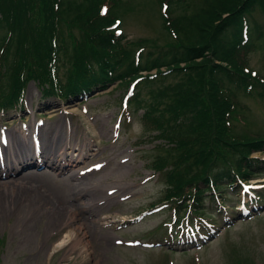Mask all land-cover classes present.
<instances>
[{"label": "trees", "instance_id": "1", "mask_svg": "<svg viewBox=\"0 0 264 264\" xmlns=\"http://www.w3.org/2000/svg\"><path fill=\"white\" fill-rule=\"evenodd\" d=\"M120 1L102 17L101 0H0V106H14L31 79L63 99L119 80V104L127 88L128 108L161 140L152 166L169 187L159 200L204 215L210 184L233 186L234 172L247 177L263 162L251 155L264 151V129L238 132L237 123L242 97L264 101V72L245 71L248 48L264 51V24L253 17L260 10L264 20V0H172L170 25L138 42L107 28ZM52 38L63 60L59 86L47 66Z\"/></svg>", "mask_w": 264, "mask_h": 264}, {"label": "rangeland", "instance_id": "2", "mask_svg": "<svg viewBox=\"0 0 264 264\" xmlns=\"http://www.w3.org/2000/svg\"><path fill=\"white\" fill-rule=\"evenodd\" d=\"M108 2L110 7L115 4V0ZM160 2L121 0L117 4L113 13L122 20L120 26L124 31V40L138 42L160 37L159 32L164 31L165 24L160 13ZM184 9L187 11L186 6ZM168 10V17L173 19L171 5ZM253 17L256 24H264L260 10L255 11ZM3 34L0 26V39ZM150 48L146 44L142 52ZM246 61L250 68L261 74L264 72L263 50L249 47ZM116 84L117 81H114L108 88L92 92L79 105L75 100L66 101L44 94L37 80L32 79L28 81L24 93L29 111L21 108L0 114V123H8V137L17 147L10 151L33 150L30 136H23L19 127L22 121L31 127L39 116H44L41 117L44 120V132L41 131L40 140L43 141L46 158L50 150L60 158L63 150L76 149L73 157L67 158L64 172H57L54 168L59 162L42 166V174L33 172V175L43 178L31 183L40 199L38 196L31 198L16 194L18 190L15 183L21 182V175L15 180L0 182V191H4L0 194V264H166L168 253L160 246L146 248L115 244V239L121 237H139L144 241L161 238L162 230L156 228L159 218L148 216L134 224L133 216L151 207L152 202H157L166 188L162 181L157 180L159 178L151 175L152 169L149 167L157 152L154 146L159 140L151 139L145 130L146 126L137 120L136 116L141 111L133 115L131 120L126 113L120 114L119 99L124 87ZM242 104L245 106L241 114L243 120L237 123V131L264 129V101L244 96ZM252 156L264 159V151L254 152ZM33 159L30 160L31 166L24 164V169L33 167ZM101 162L99 171H90L82 176L76 173L85 166L92 168ZM11 166L15 167L13 164ZM146 177L149 179L143 182ZM263 180L264 165H260L248 181ZM36 186L40 188L35 189ZM48 189L50 192L47 193ZM108 189H114L115 192L108 194ZM36 190L50 195L49 199L41 198L42 195ZM218 191L222 194L227 192L226 187L222 186ZM125 195L129 197L120 200ZM229 196L226 202L233 204L235 197ZM56 204L64 206L67 211L55 212L52 207ZM85 204L90 205L91 210L83 211L80 206ZM262 207L259 216L252 220L233 217L231 226L226 227L225 231L221 227L220 233L198 251L200 262L252 264L250 259L255 258L259 264H264V204ZM109 219L118 221L103 225V220ZM117 223L120 225L115 226ZM221 223L222 220L219 226ZM79 228L81 242L74 248L71 241L54 248L62 238H66L69 230ZM82 245L85 246L84 250L81 249ZM192 254H175V264H192Z\"/></svg>", "mask_w": 264, "mask_h": 264}, {"label": "bare ground", "instance_id": "3", "mask_svg": "<svg viewBox=\"0 0 264 264\" xmlns=\"http://www.w3.org/2000/svg\"><path fill=\"white\" fill-rule=\"evenodd\" d=\"M24 136V135H23ZM75 148H73V149H71V150H64V151H66V153L68 154V157H73L72 155H74L73 153H75ZM22 161L24 162V164H26V163H28V164H30L31 165V161H29V156L27 155V154H25L24 156H22ZM49 165V164H48ZM27 166V165H26ZM33 167H30V168H27V170H22V172L20 171L19 173H18V175H21L22 177H21V184L20 183H15V187H16V189L18 190V192L16 193V194H19V195H25V197L26 196H29V197H36V196H38V194L33 190V188H32V185H31V183L32 182H34V183H37V181L38 180H41V179H43V178H40L39 176H36L35 174L33 175V172H36V171H39V172H41V174H42V170H44V169H42L41 168V166H39V165H37V162H35L34 163V165H32ZM23 168V167H22ZM55 169H56V171L57 172H64L66 169H65V166L64 165H60V164H56L55 165V167H54ZM46 169V168H45ZM48 169V168H47ZM51 171V170H50ZM55 171V170H54ZM71 171V170H70ZM38 173V172H37ZM75 173V172H74ZM71 174V173H70ZM40 175V174H39ZM57 176V175H56ZM75 176H76V174H75ZM79 176V175H78ZM47 177V176H46ZM46 177H44V179H47ZM53 177V176H52ZM70 177V176H69ZM77 177V176H76ZM89 177V176H88ZM61 178V177H60ZM83 178V177H82ZM63 179V178H62ZM69 181V180H68ZM67 181V182H68ZM26 182V183H25ZM70 182V181H69ZM82 182V181H81ZM84 182V181H83ZM82 182V183H83ZM61 183V182H60ZM64 183V182H63ZM78 183V182H77ZM73 184V183H72ZM81 184V183H80ZM92 184V183H91ZM47 185V184H46ZM65 185V184H64ZM83 185V184H82ZM35 186V185H34ZM48 186V185H47ZM69 186V185H68ZM86 187H87V185H85ZM84 186V187H85ZM36 188H40V187H38V186H36L35 187V189ZM4 189H6V188H4ZM15 188H14V190H16ZM13 190V189H12ZM41 190V189H40ZM37 192H39L40 194V196L42 195V197L41 198H48L49 199V196L50 195H47V194H44L43 193V191L41 192V191H38V190H36ZM45 191V190H44ZM6 192V191H5ZM48 192H50V190L48 189L47 190V193ZM100 192V191H99ZM2 193H4V191H0V194H2ZM12 193V192H11ZM46 193V192H45ZM13 196V195H12ZM10 197V196H9ZM18 197V196H17ZM24 197V198H25ZM39 197V196H38ZM33 198V199H34ZM16 199V198H15ZM20 199V198H19ZM39 199H40V197H39ZM57 199V198H56ZM35 200V199H34ZM47 201V200H46ZM50 201V200H49ZM57 201V200H56ZM55 201V202H56ZM19 203V202H18ZM61 203V202H60ZM59 203V204H60ZM59 204H56V206L54 205L52 208L54 209V211L55 212H65V211H67L66 210V208H63L64 206H61V205H59ZM81 207V209L83 210V211H85V209H88V210H91V207H90V205H87V204H85V205H82V206H80ZM84 208V209H83ZM87 210V211H88ZM53 211V210H52ZM89 214V213H88ZM66 215V214H65ZM89 216V215H88ZM57 217V216H56ZM61 219H63V218H61ZM79 233H81L80 232V228L79 229H71V230H69L68 231V233L65 235V237L66 238H62V240H60V243H58L54 248L56 249V248H60L62 245L64 246L65 245V243L67 242V241H71L72 243H74L73 244V247L72 248H74L78 243H80L81 242V237L79 236ZM66 239V240H65ZM81 249H85V246L84 245H82L81 246Z\"/></svg>", "mask_w": 264, "mask_h": 264}]
</instances>
